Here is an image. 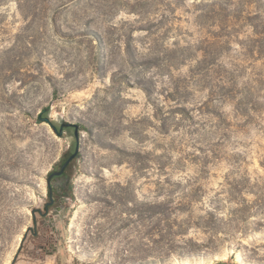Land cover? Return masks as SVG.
<instances>
[{
  "label": "rangeland",
  "instance_id": "1",
  "mask_svg": "<svg viewBox=\"0 0 264 264\" xmlns=\"http://www.w3.org/2000/svg\"><path fill=\"white\" fill-rule=\"evenodd\" d=\"M218 260L264 264V0H0V264Z\"/></svg>",
  "mask_w": 264,
  "mask_h": 264
},
{
  "label": "water",
  "instance_id": "2",
  "mask_svg": "<svg viewBox=\"0 0 264 264\" xmlns=\"http://www.w3.org/2000/svg\"><path fill=\"white\" fill-rule=\"evenodd\" d=\"M44 119H45L44 121H47L51 125V127L54 129V131L60 136L64 133V127H65L66 124L67 125H74L75 128H76L75 129V136H76V139H77L75 151L67 158V160L63 163V165L60 167V169L54 170L48 175L47 186H48V189H49V196L51 198V200L47 202V206H49L54 201L53 189H52V187H53L52 186V179L55 178V177L56 178H60V181H62V183L67 181V177L65 175V170H66V167L68 166V164L74 158H76L78 156L79 152H80V137H81L80 134L81 133H80V130H79V125L77 123H75V124H73V123H63L58 128L57 125L51 120V118L45 117Z\"/></svg>",
  "mask_w": 264,
  "mask_h": 264
},
{
  "label": "trees",
  "instance_id": "3",
  "mask_svg": "<svg viewBox=\"0 0 264 264\" xmlns=\"http://www.w3.org/2000/svg\"><path fill=\"white\" fill-rule=\"evenodd\" d=\"M206 56H207V54H206L205 57H204L203 59H201L199 62H200V63H207V62H206V60H207ZM46 111H48V107L44 109V112H46ZM39 118H40V120H42V121L45 120V119H44L45 116H44L43 114H41ZM66 125H67V124H66ZM66 125H65V126H66ZM82 128H85V127L82 126ZM74 151H75V150H74ZM74 151H73V152H74ZM73 152H71V153L68 154V156H67L66 159L63 161V163L67 160V158H68ZM79 153H80V152H79ZM78 155H79V154H78ZM74 159H75V158H74ZM74 159H73V160H74ZM73 160L68 164V166L66 167L65 172H66V171L68 170V168L71 166ZM63 163H62V165H63ZM64 188H66V187H63V188H62V186H60V187L58 188V189H59V193H60V191H61V193H60L61 195H62V194H63V195H66L65 192L63 193ZM62 190H63V191H62ZM54 197H55V198H54L55 201H53L52 204H53L54 202H56V196H54ZM49 201H50V198H49ZM216 264H226V263L223 262V261H221V260H218V261L216 262Z\"/></svg>",
  "mask_w": 264,
  "mask_h": 264
},
{
  "label": "flooded vegetation",
  "instance_id": "4",
  "mask_svg": "<svg viewBox=\"0 0 264 264\" xmlns=\"http://www.w3.org/2000/svg\"><path fill=\"white\" fill-rule=\"evenodd\" d=\"M67 127H70V126H73V125H66ZM73 127H75V126H73ZM57 180H60V178H53L52 179V189H53V198H55L54 196H55V192L57 193V194H59L60 195V193H61V191H60V193H59V187L60 186H62V188L63 187H66V182H64V183H58L57 182ZM65 189V188H64ZM63 191V190H62ZM64 192V191H63ZM49 198H50V196H49ZM50 200H51V198H50ZM55 201V200H54ZM55 203V202H54ZM53 203V204H54ZM53 204H51V205H53ZM49 207V206H48Z\"/></svg>",
  "mask_w": 264,
  "mask_h": 264
}]
</instances>
